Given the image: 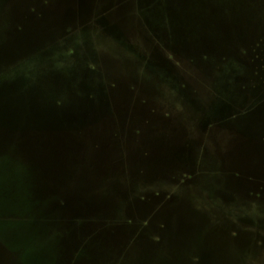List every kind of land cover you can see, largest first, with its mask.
I'll list each match as a JSON object with an SVG mask.
<instances>
[{
	"label": "trees",
	"instance_id": "1",
	"mask_svg": "<svg viewBox=\"0 0 264 264\" xmlns=\"http://www.w3.org/2000/svg\"><path fill=\"white\" fill-rule=\"evenodd\" d=\"M8 5L14 0H5ZM20 6V3L26 1V10L22 6L20 24L30 23L34 18L32 13L42 20L50 21L55 25L57 31L67 37L70 31L74 29H82L81 24L92 21V24H99L102 27V20L106 15L108 17L127 20L129 24L126 30L121 32V37L116 40V47L120 48L121 52L127 58L134 57L135 45L131 44L126 37V32L132 31L138 38L144 39L151 47L158 46L161 49L165 48L166 52L173 51L181 54L183 57L191 58L190 64L200 73L203 72V64H213V76L225 78L229 72L226 66L233 63L237 65L236 70L251 71L252 78L247 84L242 85V94L246 97L248 105H241L239 108L230 106V111L220 115H214L211 110L207 112L202 119L201 124L203 130H208L213 126L227 128L224 124L227 118L237 119V116H247L246 118L257 113L258 106L262 105L264 112V1L250 0H15ZM159 3V4H157ZM40 4L41 10L37 12V6ZM11 6V5H10ZM161 7V12H156L157 7ZM149 7V8H148ZM250 12H249V9ZM129 10V11H127ZM10 13L13 15L12 10ZM40 13V14H39ZM10 17V16H9ZM14 17V16H13ZM38 20V19H37ZM196 20L197 26H192L189 21ZM115 21V20H114ZM188 22V27L186 25ZM101 23V25H100ZM117 23V22H115ZM98 26V25H97ZM117 27V25H116ZM103 28V27H102ZM25 29L22 25L18 31ZM70 29V31H69ZM104 30V29H103ZM14 31V29H13ZM103 34L109 35L110 32L105 31ZM209 39H208V38ZM215 42H210L211 40ZM210 42V43H209ZM164 50V49H163ZM168 54V53H167ZM197 54V55H196ZM202 55V56H199ZM120 57V56H119ZM195 57V58H194ZM202 57V60H198ZM123 57H120V59ZM201 61V62H200ZM232 62V63H230ZM202 63V65H201ZM207 65V64H205ZM230 67V66H229ZM90 68V67H89ZM90 72L95 68H90ZM230 73V72H229ZM204 77V75L202 76ZM218 78V77H217ZM214 94L219 99L218 103L224 101L221 97L222 93L216 86ZM93 99V95L90 96ZM56 105L59 108L64 107L66 99L57 97ZM244 101V100H243ZM114 114V113H113ZM113 114H109L104 122H97L93 114L88 119L84 126H77L74 137L76 143L84 146L85 152L79 158V153L75 152L72 156L73 161L69 162L73 174L80 172L81 168L86 169L90 173L97 174L100 185H92L89 188L90 197L82 201V211L77 212L76 216H68L66 213L71 207V201L61 197L62 195L47 194L46 201L35 200L34 205L39 208L41 203L52 202V210L42 212V214L30 212L40 223L48 225L56 236L66 238L69 229L75 225L82 224L89 226L90 231L87 236L79 239V245L74 254L69 258L66 251H59L60 256L64 260V264H81L79 257L84 248L91 244H101L107 248L105 244L112 246L107 248L100 258L95 263L90 264H121L129 247L138 245L141 256H148L152 264H255L259 248L264 246V206L260 202L264 199V177L250 175L248 180L258 185V195H251L252 206L261 207L260 210L253 209L256 214V221L249 225L248 217H238L235 214L229 219V223L225 226L220 224L219 227H214L215 221L203 216L202 224L193 236L195 240L185 243L172 245L169 240V228H173L175 223L174 209H170L174 203V197H166L164 201L157 193L153 197L138 198L142 202L140 204L148 205V210L138 211L134 209L137 197L134 196L131 182L125 180L121 174L122 180L119 179L118 173L114 170L111 162L106 156V151L115 149L113 140L109 142L91 141L86 144L84 139L85 133L94 132L100 126V129L108 130L109 133L114 132L118 137V121ZM197 117L198 114L196 115ZM218 116V117H217ZM264 120V119H263ZM104 124V125H103ZM231 133V137L239 139L243 144H255L250 138L242 135L236 129ZM183 135V134H182ZM23 136L20 133L15 134L14 143L17 147L21 146ZM154 145L150 147L145 145L141 152L145 151L144 160L141 159L137 167L139 171H145L144 175H139L144 185V179L150 178L153 180H167L176 183L185 184L193 178V164L191 160V152L189 145L186 144V150H173L170 154L162 142L153 140ZM84 142V143H83ZM259 145L264 144V133L260 134V139L257 142ZM256 143V144H257ZM86 145V146H85ZM184 145V144H183ZM78 147V146H77ZM161 150L162 155H168V159L160 155H148L149 150ZM178 148V146H176ZM81 148V147H80ZM20 150V148H19ZM144 150V151H143ZM154 150V149H153ZM105 151V152H104ZM152 150H150L151 152ZM112 154V153H111ZM110 154V155H111ZM109 155V154H108ZM109 155V156H110ZM6 153H0V159H7ZM111 157V156H110ZM113 158V157H112ZM111 158V160H112ZM159 159L160 163H153L157 166L147 168L145 162ZM114 160V159H113ZM109 161L111 163H109ZM115 161V160H114ZM174 161V162H172ZM102 162V166H101ZM179 168V169H178ZM170 169H175L167 172ZM177 169V170H176ZM161 171V175H157V171ZM162 176V177H161ZM237 176H241L240 173ZM146 177V178H145ZM138 178V177H137ZM139 179V178H138ZM72 181H75L72 179ZM146 181V180H145ZM150 181V179L148 180ZM113 189V200H120L122 203L123 212L116 210L115 214H107L108 210H97L95 198L102 199L109 197ZM78 193L75 192V195ZM16 200L19 201L18 194ZM101 196V197H100ZM8 197V196H7ZM14 199V198H13ZM12 199V200H13ZM27 197L22 196V201ZM155 201V202H154ZM153 207V211H151ZM103 209V208H102ZM262 209V210H261ZM111 212V210H109ZM156 211L155 215L152 212ZM29 214L28 220H36ZM111 214V213H110ZM189 219V218H188ZM158 221V227L154 230L157 235H153L151 231L152 225ZM231 220V221H230ZM135 227V229L133 228ZM137 227V228H136ZM154 228V227H153ZM175 233V232H173ZM122 234L119 241L113 240V236ZM105 243V244H104ZM119 244L122 245L119 248ZM126 244V245H125ZM125 249L122 250L123 246ZM117 249L122 250L121 252ZM143 253V254H142ZM138 257V256H137ZM139 259V258H136ZM86 264V263H85Z\"/></svg>",
	"mask_w": 264,
	"mask_h": 264
},
{
	"label": "rangeland",
	"instance_id": "2",
	"mask_svg": "<svg viewBox=\"0 0 264 264\" xmlns=\"http://www.w3.org/2000/svg\"><path fill=\"white\" fill-rule=\"evenodd\" d=\"M22 6L23 2L19 6L15 0L9 5L5 0H0V54L5 52L4 48H7L8 43L17 34L23 33L24 29L18 31L21 25L24 28L23 22L20 24L17 20L22 19V14H20ZM37 8V12L42 9L40 4ZM11 10L14 16L13 23L3 28L1 21L3 14L10 13ZM32 16L34 21L38 19L35 24L34 21L30 22L36 31L40 27L38 22L40 23L42 18H38L35 13H32ZM102 21L103 28L99 24H92V21L81 24L82 29L72 27L70 29L73 30L69 29L70 33L67 37H63L65 33L57 31L51 40L34 43L35 47L30 52L28 51L27 55H22L20 45L15 44V49L10 48L12 59L0 62V85L17 81L16 77L21 74L27 78V81L33 80L28 83L36 80L38 82L34 74L48 73L56 75L55 78H47L48 81L72 86V89L65 92L63 96L74 100L73 102H80L86 96L76 86H73L77 82L73 79L78 68L85 67L91 75L88 79L104 85L107 92H120L121 89L124 91L111 99L115 102L113 106H116L118 112L124 114V119L119 125L118 137L114 132L109 133L104 141L110 143V140H113L115 147L113 153L116 155L113 158L119 166L117 169L124 174L125 180L132 183L133 193L137 199L153 197L157 193L161 196V201H164L165 196L174 197L175 201L169 206L170 209L189 211L188 218L195 222L202 220V215L207 216L208 219L216 222L215 228L220 225L225 226V223H229L228 218L230 219L234 214L238 220L241 217H248L250 220L246 221L252 225L253 221H256L253 209L260 210L261 208L251 205L253 198L251 195L259 193L258 185L248 180L252 174L231 162L230 155L235 139L231 137L230 132L235 129L243 131L244 119L247 116H237V119L232 120L227 118L229 120L224 124L227 128L213 126L209 130L208 128L203 130L202 127L205 125L201 124L207 112L213 108L214 102L212 101H216V104L219 101L214 94L216 86L222 93L221 97L224 98L221 103L238 108L242 104L245 105L244 107L248 105L241 88L243 84H247L246 81H251L252 72L236 70L237 65L233 66L230 62L232 63L230 67L226 66L230 73L226 72L228 75L219 79L220 76L217 78L211 73L215 70L213 64L205 62L207 65L201 63L204 67L203 72L200 73L190 64V56L183 57L175 50L166 52L165 48L163 50L158 46L151 47L144 39L138 38L136 32L133 34L132 31H124L127 33L128 41L136 47L134 57L131 58V65L125 67L120 64L122 61L120 57L124 54L119 55L120 48L116 47L115 41L121 37V32L126 30L129 19H111L106 15ZM14 28L16 31H13ZM105 31L110 32V36L103 34ZM198 60H202V57ZM89 67L95 70L90 72ZM123 71L131 74L132 80H125L121 75ZM120 80L126 85H121ZM78 82H80L79 79ZM221 103L218 106L222 105ZM258 110L263 111L262 105L258 106ZM197 114L199 117L196 116ZM153 140H163L168 147L178 143L186 153L192 151L193 178L181 184L169 179L159 181L145 177L146 179L143 178L144 185L141 186L142 179L139 175H144L145 171L140 170L138 175L136 173L138 165L137 167L131 166L129 157H134L138 162L141 159L144 160L145 151L141 152V149L145 145L149 147L154 145ZM254 142L257 143L258 140ZM186 144L189 145L190 150H186ZM150 150L148 155L150 153L154 156L160 154V150L155 147ZM173 170L175 169H170L167 173ZM238 173L241 176L238 177ZM156 174L161 175L160 171ZM119 179L122 180L121 174H119ZM138 201L142 202L140 199ZM260 202L264 206V199ZM153 209L151 207V211ZM155 214L156 211L152 212V215ZM176 214L175 212V219ZM13 218L11 220L14 222H22L18 216ZM158 221L156 220L155 225H152L153 235H157L154 230L158 227ZM36 247L35 244L28 246L21 244L15 247L0 243L1 249H8V253L12 252L13 256L22 263L27 258H32ZM258 251L259 260H256L255 264H264V246Z\"/></svg>",
	"mask_w": 264,
	"mask_h": 264
},
{
	"label": "water",
	"instance_id": "3",
	"mask_svg": "<svg viewBox=\"0 0 264 264\" xmlns=\"http://www.w3.org/2000/svg\"><path fill=\"white\" fill-rule=\"evenodd\" d=\"M26 4L27 2L23 1V6ZM161 11L162 8L158 6L156 12ZM4 14L1 21L3 28H6L10 23H13V15L11 13ZM15 19L17 18L15 17ZM36 20L32 19L34 24L38 21ZM50 21L53 22L52 20L38 22L40 27L36 31L30 23L24 24L23 33L17 34L8 43L7 48H4L5 52L0 54V62H7L12 59V49L10 48L13 47L15 49L17 43L20 45L21 54L27 55V52H30L35 47L34 43L38 44L41 41L51 40L57 33V27L52 25ZM189 22L192 26H197L196 20H190ZM186 25L188 27V22H186ZM14 31H16L15 28ZM215 41L213 39L210 42ZM131 58L133 57L127 58V56H123L120 64L129 67ZM87 71L88 69L82 67L78 68V71L74 74L73 80L77 82L73 86H76L87 97L82 99L83 101L79 100L80 102H73L74 100L63 96L66 94L65 92L72 89V86L48 81L47 78H55L56 76L48 73L34 74L37 76L38 82L36 80L33 83H28L33 80L27 81V78L21 74L16 77L18 78L17 81L0 85V153H6L10 156L8 160L0 159V243L15 247L21 244L27 246L35 244L37 246L34 253H32V258H27L24 263L19 262L12 252L8 253V249L0 248V264H64L59 251L61 252L64 249L70 258L78 248L79 239L85 234L87 236L90 231L89 226L84 224L82 226L75 225L69 229L66 238H60L56 236V232L49 230L50 227L48 225L40 223L30 213L37 211L39 216V213L42 214V212L52 210L53 206L52 202L47 201L43 204L41 203L38 208L34 205L35 200L31 198L46 201L45 196L47 194H59L66 200L69 199L71 201V207L66 214L74 217L77 212L82 211V201L90 197V186L100 185L97 174L81 168L80 172L74 177L75 175L69 168L68 163L73 161V154L78 152L79 158H81L85 152L84 146L76 143L74 133L78 130L77 126L86 125L92 114L96 117L97 122H104L109 114L114 113L113 116L116 117L118 125H120L121 120L124 119V114L118 112L116 106H113L115 102L111 99L116 98L121 94V91H124L121 89L120 92H107L104 85L88 79L89 76L91 78V75ZM121 75L125 80H132L131 74L127 72ZM78 79L80 82H78ZM120 83L121 85H126L124 81ZM91 95L95 98L90 99ZM57 97L66 99L64 107L59 108L56 105L55 100ZM212 103L211 113L214 115H220L223 112L225 114L230 111V106L227 104L221 103L222 105L218 106L216 101H212ZM263 119V111H259L244 119L245 128H242L241 134L250 137L253 141L259 140L260 134L264 133ZM100 128L99 126L96 131H87L83 135L88 139L85 140L86 144L91 141L106 142L104 138L109 136V131ZM16 133H20L23 136V142L19 147L14 143ZM160 141H162V146L170 151V154L173 150H181V145L178 143L168 147L163 140ZM239 142V139H234L230 151L231 162L236 163L238 168L245 169L249 174L264 177V144L263 146L258 143L242 145ZM113 151L115 149L104 152L106 153L105 156L113 162L112 166L119 175L122 173L117 169L119 166L116 163V159L112 158L116 156ZM108 154H111V157ZM159 155L166 159L169 157V154L162 155L161 150ZM110 161L109 163H111ZM153 162L161 164L159 159L150 160V162H145L146 167L157 166ZM129 163L134 167H137L138 164H144V162H138L134 157H129ZM160 173L162 172L160 171ZM72 179L75 181H72ZM75 192L78 194L75 195ZM16 194L21 196L19 201L14 196ZM113 195L114 192L111 189L107 199H102L101 196V198L96 197V204H94L96 209L108 210L107 214L109 215L115 214L116 210L121 212L122 203L120 200H113ZM22 196L27 197V199L22 201ZM135 204L134 209L137 212L149 209L147 205L140 204L137 200ZM172 212H176L177 216L173 228H169V232L172 230L169 234L171 246L179 243L186 244V242L195 240L193 236L201 226L202 221L195 222L188 219L190 212L186 210L174 209ZM29 214H32V218L37 219V221L28 220L30 218ZM14 216H18L22 222L12 221L11 219H14ZM7 219L8 221H6ZM121 237L122 234H117L112 238L115 241H119ZM105 245L107 248L112 246L111 244ZM125 245L122 250L127 247ZM121 247L122 245L119 244V248ZM138 247V245L129 247L130 249L125 254L126 256L121 264H152V258L141 256ZM107 248L101 244L86 246L78 261L81 264L95 263L94 260L97 261ZM117 250L122 251L120 249Z\"/></svg>",
	"mask_w": 264,
	"mask_h": 264
}]
</instances>
